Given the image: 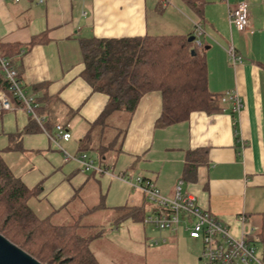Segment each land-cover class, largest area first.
Masks as SVG:
<instances>
[{
  "label": "crops",
  "instance_id": "1",
  "mask_svg": "<svg viewBox=\"0 0 264 264\" xmlns=\"http://www.w3.org/2000/svg\"><path fill=\"white\" fill-rule=\"evenodd\" d=\"M241 1L249 13L242 32L229 20L230 10ZM196 26L201 29L208 89L237 96L238 110L229 98L220 112L194 111L185 120L160 127V93L150 91L131 114L114 112L106 125L92 128L107 96L93 91L81 75L80 38L194 36ZM41 33L44 41L23 53L19 63L24 89L36 99L45 127L25 131L35 124L23 108L0 111L1 156L27 187H39L29 201L38 216L70 224L102 204L103 196L108 201L103 208H139L144 218L154 207L132 185L141 175L169 198L180 182V192L192 195L231 236H255L264 212V0H204L201 16L183 0H0V42L27 43ZM229 47L240 60L229 58ZM56 123L67 124L71 134L59 141L60 148L49 137ZM89 138L107 148L102 154L85 150L94 152L98 162L88 155L96 168L81 171L80 163L65 160L63 151L76 155ZM191 151L197 152V161L185 172ZM163 231L162 242L175 236L177 242L202 249L199 239ZM200 255L201 250L189 253L186 263L195 264Z\"/></svg>",
  "mask_w": 264,
  "mask_h": 264
},
{
  "label": "trees",
  "instance_id": "2",
  "mask_svg": "<svg viewBox=\"0 0 264 264\" xmlns=\"http://www.w3.org/2000/svg\"><path fill=\"white\" fill-rule=\"evenodd\" d=\"M183 1L199 16L202 15L204 0ZM188 36L80 38L84 65L81 75L93 91L107 96L92 128L106 125V120L114 112L131 114L140 97L150 91L160 93L161 113L156 122L160 127L185 120L194 111L208 114L222 111V103L229 98L225 94L209 91L203 49L196 46L194 41H188ZM44 39L45 34L41 33L27 43L0 42V58L8 61L21 80L20 56ZM7 87L0 67V88L11 97ZM37 87L34 86V90ZM11 99L17 104L14 98ZM36 112L42 117L39 107ZM32 120L35 125L30 123L25 131L45 127L34 117ZM92 143L91 138L85 142L83 140L82 152L91 149L102 154L107 148L102 142L96 145ZM195 153H187L185 172L194 168L197 161L193 159ZM38 192V186L27 187L13 174L0 153V233L43 264H100L89 247L96 235L82 236L78 233V223L54 224L47 216L40 217L34 212L29 201ZM99 207L103 208V204L96 208ZM124 208H127V212L117 218L113 227H118L126 218L143 219V212L139 208L115 207L119 210ZM254 235L264 248V212Z\"/></svg>",
  "mask_w": 264,
  "mask_h": 264
},
{
  "label": "built area",
  "instance_id": "3",
  "mask_svg": "<svg viewBox=\"0 0 264 264\" xmlns=\"http://www.w3.org/2000/svg\"><path fill=\"white\" fill-rule=\"evenodd\" d=\"M12 1L18 2L19 0ZM38 1L41 2L42 0ZM229 20L239 31L242 32L247 29L249 13L244 1L239 2L234 9L230 10ZM200 34L201 29L196 26L194 43L198 47L202 46L199 40ZM228 55L232 61L240 60L232 47L228 48ZM0 67L7 80L8 91L11 93L10 97L6 90L0 89V111L23 108L38 122H43V117H39L36 112L37 102L32 95L26 92L22 81L16 75L15 69L4 58H0ZM225 97L231 98L234 108L239 109L241 105L237 96L227 94ZM11 98L16 100V105ZM49 137L60 148L59 141H67L71 137L68 125L54 124V131L49 134ZM63 152L65 160L75 159L80 163L81 171L96 168L94 160L85 152H79L76 155ZM117 177L128 181L122 174L117 175ZM179 183L176 186L175 195L169 198L161 195L150 180L141 175L135 177L132 185L142 190L154 207L151 213L143 218L145 224L150 223L159 230L170 231L181 225L188 232L189 238L199 239L202 243V249L200 259L195 264H251L252 262L264 264L262 259L256 255V236H252L251 240H248L244 234L239 238L231 236L226 225L201 209L192 195L180 192Z\"/></svg>",
  "mask_w": 264,
  "mask_h": 264
},
{
  "label": "rangeland",
  "instance_id": "4",
  "mask_svg": "<svg viewBox=\"0 0 264 264\" xmlns=\"http://www.w3.org/2000/svg\"><path fill=\"white\" fill-rule=\"evenodd\" d=\"M124 120V116L121 117ZM87 155L95 157L94 152H86ZM93 159V158H92ZM111 174L110 172L108 173ZM103 186V194H105ZM106 198L102 196L100 203L106 204ZM147 203H151L146 199ZM117 204L115 206H121ZM99 206V205H98ZM125 207V206H123ZM148 209L146 208L147 212ZM127 212V208L115 209L112 207L96 208L88 214H81L70 223H78V233L82 236L96 235L91 242L92 251L100 264H187L189 253L200 251L199 244L186 245L184 242H177L173 237L165 236L166 242H162L159 234L162 230L152 224H145L143 221L126 218L118 229L110 230L117 218H121ZM132 222V223H131ZM92 224L93 226L84 225ZM130 225L132 229L129 228ZM170 230H165L167 232ZM256 232V231H255ZM173 235L187 236V232L179 225ZM256 255L264 263V248L261 243H256ZM251 264H256L252 262Z\"/></svg>",
  "mask_w": 264,
  "mask_h": 264
},
{
  "label": "water",
  "instance_id": "5",
  "mask_svg": "<svg viewBox=\"0 0 264 264\" xmlns=\"http://www.w3.org/2000/svg\"><path fill=\"white\" fill-rule=\"evenodd\" d=\"M188 41L194 36L189 35ZM193 53V51H191ZM0 264H43L0 233Z\"/></svg>",
  "mask_w": 264,
  "mask_h": 264
}]
</instances>
